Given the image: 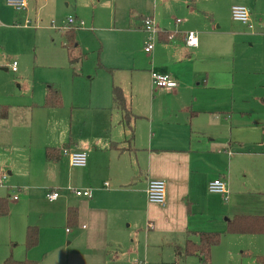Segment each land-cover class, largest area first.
I'll return each instance as SVG.
<instances>
[{
    "label": "crops",
    "instance_id": "obj_1",
    "mask_svg": "<svg viewBox=\"0 0 264 264\" xmlns=\"http://www.w3.org/2000/svg\"><path fill=\"white\" fill-rule=\"evenodd\" d=\"M80 1L26 0L25 11L16 13L7 6L5 0H0V171L6 174L0 198H7L9 205L8 215L0 217V264L8 258L36 264H89L91 258L95 257H100L99 261L90 264H108L103 254L108 242L111 240L114 243V236L120 233L123 213L130 212L132 207L136 206L134 195H142L147 201L145 190L151 180H161L166 185L165 205L149 204L150 209L157 210L153 218L157 223H161L160 234L166 247L183 252L187 238L197 241L196 237H188V234L216 233L210 232L211 229L204 222L206 219L196 218L193 216L194 210H190L191 205H197L200 195H207V186L211 181L221 179L228 186L225 174L216 176L217 171L211 172V153L217 149L205 135L190 137L187 148H184L175 145L177 143L171 140L156 139L157 133L154 131L152 134L149 129L151 136L149 135L147 142L142 144L136 140V132L130 125L125 127L121 125V118L114 121L110 116L109 128H104L107 125L101 122L103 128L96 133L79 134L74 140L69 138L70 141L67 142L64 126L56 139L58 121H54L55 112H52V109L43 107L46 93L44 89H41L42 95L37 97L34 88L31 89L30 95H25L20 85L18 91L12 90L10 94L8 89H3V72L16 73V79L21 81L18 65L16 72H12L9 65L15 61L14 56L23 59L31 36L48 46L47 40H50V46L55 45L53 38L56 36V29L48 25L49 21H56L68 14L63 10V5L67 9L71 6L74 10ZM177 2L179 0H158V6ZM183 2L186 6L181 12L183 19L179 20L178 29L163 31L157 35L158 43L149 53L150 68L142 69L149 80L151 72L169 75L177 84L173 92L154 89L173 97H182L193 87H212L218 83L220 77L223 81L226 65L229 61L233 63L231 56L234 55L232 51L235 45L232 43L231 50L230 43L235 38L260 40L264 37L261 26H254L249 30L237 23L239 26L235 28L220 29L216 25L217 20L212 14H208L199 1L194 4L193 0H190L189 5L188 0ZM199 13L202 15L199 16ZM249 15L251 16L250 12ZM68 17L71 16L65 17L63 27ZM74 18L77 22H82L77 15H74ZM150 18L153 22L159 20L156 13ZM28 19L34 22L35 27L22 26ZM251 19L256 24V19ZM186 22H190V25L184 26ZM261 29L263 35L260 33ZM188 32L197 35L195 48L184 43ZM65 33L60 34L62 38ZM52 47L56 49V46ZM73 55L80 59L75 53ZM69 64L74 66L76 63ZM112 85L103 79L100 86L93 87L98 89L94 99L90 100L95 103L93 108L103 109L109 105V108H113ZM4 113L6 116L2 117ZM120 114L122 115L121 112ZM147 122V126H154L152 121ZM116 127L118 130L114 132ZM162 135L161 132L159 136ZM62 148L71 152L86 153V166L71 167L68 159L61 156ZM47 150L52 154V159H46ZM227 156L230 157V154ZM202 162L208 165L210 174L199 180L196 176L200 174V170L195 164ZM225 173L229 174V168ZM104 183L108 184L107 188ZM64 187L80 191L90 190L91 197H76L67 192L66 188L67 194H60L59 191ZM51 190L59 193V198L55 201L46 199ZM13 196L17 197L16 201L12 200ZM70 208L77 213L75 224L71 227L76 230L66 228L63 232L62 229L68 226L67 211ZM148 215L151 216L150 212ZM149 224L153 225L150 230L153 231L154 224ZM27 227L38 229L37 244L29 250L25 247ZM57 231L62 232V239ZM65 241L66 246L63 244ZM80 251L84 254H79ZM89 252H96V256L89 255ZM259 254L261 255H254L256 264H264V261L259 260L263 253ZM79 255L86 257V260H80ZM180 256L178 254L176 257ZM241 256L252 257L251 253L245 252H242ZM243 262L244 258L240 257L232 260V264ZM158 264L166 263L160 260ZM208 264L217 263L211 259Z\"/></svg>",
    "mask_w": 264,
    "mask_h": 264
},
{
    "label": "rangeland",
    "instance_id": "obj_2",
    "mask_svg": "<svg viewBox=\"0 0 264 264\" xmlns=\"http://www.w3.org/2000/svg\"><path fill=\"white\" fill-rule=\"evenodd\" d=\"M183 1L158 6V0H81L74 10L63 5L68 14L48 23L56 29L55 45L50 46L51 42L47 40L48 46L31 36L23 59L13 57L21 81L16 79L18 74L3 72L2 87L10 94L12 90L18 91L20 85L25 95H30L34 88L35 97L42 95L41 89L55 88L62 99L61 108L52 109L54 121H58L56 139L64 126L67 142L79 134L96 133L103 128L101 122L107 125L104 128H109L110 116L114 121L121 118V125L125 127L130 125L136 132V140L142 144L154 131L156 139L171 140L184 148L190 137L205 135L217 149L211 153V172L217 171L216 176L225 174L228 197L225 199L207 191V195H200L197 205H191L190 210H194L196 218L206 219L204 222L210 232L220 234L219 244L211 249L210 260L214 259L217 264H232L233 259L240 257L244 258L243 264H256L254 255L263 253L264 256V235L228 233L226 223L236 216H264V37L260 40L235 38L230 43L231 50L232 43L235 45L231 56L233 63L229 61L226 65L224 80L220 77L212 87H193L182 97L156 92L142 71L151 65V54L144 52L148 34L142 22L156 13L159 20H154V24L161 32L178 29V22L183 19L181 12L186 6ZM197 1L223 30L239 26L230 17V8L235 5L249 10L251 23V17L256 19L255 27L264 23V0H193L194 4ZM74 15L84 25L72 29L76 43L74 53L80 61L71 66L64 50L65 34L63 38L60 34L64 33L61 28L65 17L74 18ZM30 22L35 27L34 22ZM189 25L190 22L184 23V26ZM260 33L263 35V31ZM157 43L156 35L153 47ZM98 63L107 69L112 67L111 73L98 69ZM103 79L110 86L121 88L129 111L128 123L118 110L109 108L110 105L103 109L93 108L95 103L90 100L98 91L93 87L100 86ZM147 120L154 126H147ZM117 130L116 127L114 132ZM195 166L200 170L197 179L210 174L206 163ZM4 184V181L0 184V190ZM65 188L59 193H65ZM134 198L136 206L123 213L120 233L114 236V243L108 242L103 253L108 264H158L160 260L166 264H201L197 257L185 256L184 249L179 252L166 247L160 234L161 223L153 218L157 210L150 209L142 195H134ZM148 222L154 224L153 231L148 229ZM66 228L76 230L65 226L62 231ZM57 234L62 239V232L57 231ZM63 244L66 246L67 242ZM242 252L251 253L252 257L241 256ZM88 254L96 256V252ZM178 254L181 256L176 257ZM79 256L80 260H86ZM99 258H91L90 263H97Z\"/></svg>",
    "mask_w": 264,
    "mask_h": 264
},
{
    "label": "built area",
    "instance_id": "obj_3",
    "mask_svg": "<svg viewBox=\"0 0 264 264\" xmlns=\"http://www.w3.org/2000/svg\"><path fill=\"white\" fill-rule=\"evenodd\" d=\"M7 6L11 7L16 13H21L25 11L27 3L26 0H5ZM230 16L233 22L246 26L249 30L254 28V25L251 23L250 15L248 10L239 5L232 6L230 8ZM23 27H30L31 22L29 20H25ZM83 27L82 22H77L75 18L68 17L66 20V25L61 29L66 32L73 28ZM142 27L148 34L147 41L145 42L144 52L149 54L153 48V41L156 35L160 34V30H158L151 18H145L142 22ZM264 31V23L261 25ZM184 43L188 47L195 48L197 46V35L194 32H188L185 35ZM9 68L12 72H16L17 63L16 61H12L9 65ZM151 84L155 89L163 90L165 92H173L177 84L176 82L170 78L169 75L166 74H158L155 72H151L150 74ZM61 156L66 157L71 167L74 168H84L87 163V154L84 152H71L67 148H62ZM6 179V175L4 172L0 171V184ZM104 187L107 188L108 184L104 183ZM226 183L221 179H215L211 181L207 190L211 194L221 195L225 199L228 197V191L226 188ZM66 191L73 194L76 197L90 198L91 191L90 190H74L70 187L66 188ZM165 194H166V185L164 181L161 180H151L147 183V187L145 190L146 200L149 204H154L158 206L165 205ZM59 198V193L56 190H51L47 193L46 199L49 201H55ZM13 201L17 200L16 196L12 197ZM148 229H153V225L148 224Z\"/></svg>",
    "mask_w": 264,
    "mask_h": 264
},
{
    "label": "trees",
    "instance_id": "obj_4",
    "mask_svg": "<svg viewBox=\"0 0 264 264\" xmlns=\"http://www.w3.org/2000/svg\"><path fill=\"white\" fill-rule=\"evenodd\" d=\"M76 47L75 43V33L70 29L65 33V44L64 49L67 52L69 62L71 64L80 61L79 58L74 57V49ZM98 69H102L111 73L110 69H106L101 66L100 63L97 65ZM112 96V107L119 110L122 113V118L128 123L129 121V111L126 108L122 90L116 86L111 87ZM62 106V99L59 92L48 87L44 97V108L58 109ZM6 110V109H5ZM4 113L2 117H5ZM45 157L47 160L52 159V154L47 150L45 152ZM9 213V205L7 198H0V217H5ZM77 218L76 210L70 208L67 211L68 226L73 227ZM228 233H236L243 235H260L264 234V217L259 216H236L233 220L226 223ZM193 235L197 238L194 242L187 238L184 245V255L187 257H197L202 264H208L210 261L211 249L217 246L220 242V234L218 233H207V232H193L188 234V237ZM38 241V229L35 227H27L25 236V247L26 250L33 248ZM259 260L264 261V256L259 258ZM2 264H36L31 261L17 262L11 258L6 259Z\"/></svg>",
    "mask_w": 264,
    "mask_h": 264
}]
</instances>
